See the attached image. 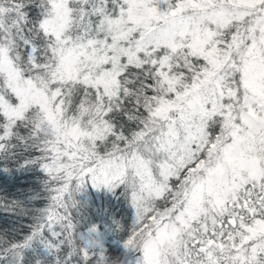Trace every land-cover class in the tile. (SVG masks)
<instances>
[{
    "label": "snow or ice",
    "instance_id": "snow-or-ice-1",
    "mask_svg": "<svg viewBox=\"0 0 264 264\" xmlns=\"http://www.w3.org/2000/svg\"><path fill=\"white\" fill-rule=\"evenodd\" d=\"M14 172L0 264H264V0H0Z\"/></svg>",
    "mask_w": 264,
    "mask_h": 264
},
{
    "label": "trees",
    "instance_id": "trees-1",
    "mask_svg": "<svg viewBox=\"0 0 264 264\" xmlns=\"http://www.w3.org/2000/svg\"><path fill=\"white\" fill-rule=\"evenodd\" d=\"M35 182L36 177L32 173L14 172L11 175L5 174L3 178H0V193L17 196L23 193ZM97 202L99 203V200ZM112 204L116 207L118 213L117 218H120L121 215H130V209H128L127 205L117 201H112ZM109 245L115 248V245H111L110 241Z\"/></svg>",
    "mask_w": 264,
    "mask_h": 264
}]
</instances>
